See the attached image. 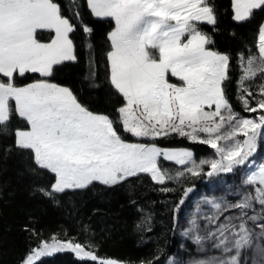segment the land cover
Returning <instances> with one entry per match:
<instances>
[{"label": "snow or ice", "instance_id": "1", "mask_svg": "<svg viewBox=\"0 0 264 264\" xmlns=\"http://www.w3.org/2000/svg\"><path fill=\"white\" fill-rule=\"evenodd\" d=\"M257 10L264 0H0V153L19 156L34 191L54 204L134 189L147 177L175 195L165 204L179 237L172 255L168 239L155 237L154 250L123 261L64 229L44 236L33 222L23 225L29 246L19 264L66 250L94 264H264V159L255 157L264 141V21L236 49L216 39L226 15L239 27ZM82 63L91 97L69 78ZM175 137L213 152L162 143ZM200 177L224 190L182 217ZM138 211L146 245L154 213Z\"/></svg>", "mask_w": 264, "mask_h": 264}, {"label": "trees", "instance_id": "2", "mask_svg": "<svg viewBox=\"0 0 264 264\" xmlns=\"http://www.w3.org/2000/svg\"><path fill=\"white\" fill-rule=\"evenodd\" d=\"M225 7L229 0H218ZM264 21V13L257 10L256 16L248 23L236 27L229 16L223 18L222 31L216 35L218 46L222 49H236L242 46L245 40L251 41L257 25ZM236 27L237 35H230V28ZM100 41V37H97ZM85 65L73 69L69 78L85 89ZM250 115V114H249ZM163 144L173 147H194L197 156L207 157L212 149L206 145H192L191 142L180 138H169ZM228 182L238 179V176L226 174L223 177ZM212 179L196 178V188L193 193L206 194ZM34 177L27 171L24 161L16 154L5 157L0 153V264H19L21 256L29 246L28 234L23 225L35 222L38 230L44 236L61 229L69 236L79 241L87 242L90 238L98 244L102 256L117 258L123 261H135L156 247L155 237L168 239L166 256L177 252L179 237H173L168 231L170 227V204H165L174 194L161 193L152 186L149 178L143 182L134 181V189L129 185L118 187L115 190L101 188L80 193L76 196L63 197L60 204L52 203L41 193L34 191ZM192 193H190L191 196ZM131 199H137L133 205ZM190 200V197H189ZM181 213L184 215L187 204ZM154 202V203H153ZM140 206H147L154 213L153 231L148 235L154 239L146 245L140 243V234L136 223L141 213ZM81 225H88L90 232L81 231ZM94 234V235H93ZM166 257H162L164 260ZM41 264H94L86 259L76 258L69 252H58L43 257Z\"/></svg>", "mask_w": 264, "mask_h": 264}, {"label": "rangeland", "instance_id": "3", "mask_svg": "<svg viewBox=\"0 0 264 264\" xmlns=\"http://www.w3.org/2000/svg\"><path fill=\"white\" fill-rule=\"evenodd\" d=\"M213 152V150H212ZM211 152V154H212ZM210 154V155H211ZM208 155V156H210ZM255 157L257 160H262L264 159V141H261L260 142V146L258 148V151L257 153L255 154ZM231 183V182H229ZM213 189H217L216 192H213ZM224 190V185L222 183H220L219 180H217L216 178H213L212 181L210 182V185H209V190L206 194H204L203 192L201 193H192L191 196H190V200L187 204V210L185 211L184 215H186L187 213H189L191 210L194 209L195 207V202L202 196L204 195H220L222 194ZM183 215V216H184ZM182 216V217H183ZM62 252H69V253H72L70 250H66V251H62ZM55 254V253H54ZM74 255V253H72ZM75 256V255H74ZM76 257V256H75ZM77 258V257H76Z\"/></svg>", "mask_w": 264, "mask_h": 264}]
</instances>
